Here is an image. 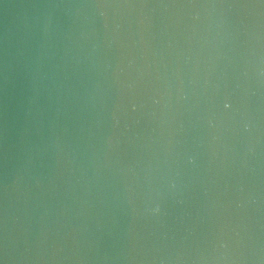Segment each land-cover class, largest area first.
<instances>
[{
  "label": "water",
  "instance_id": "obj_1",
  "mask_svg": "<svg viewBox=\"0 0 264 264\" xmlns=\"http://www.w3.org/2000/svg\"><path fill=\"white\" fill-rule=\"evenodd\" d=\"M0 264H264V0H0Z\"/></svg>",
  "mask_w": 264,
  "mask_h": 264
}]
</instances>
